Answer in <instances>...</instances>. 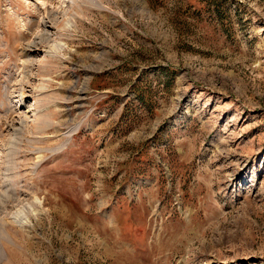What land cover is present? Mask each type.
I'll return each instance as SVG.
<instances>
[{
    "label": "rangeland",
    "instance_id": "obj_1",
    "mask_svg": "<svg viewBox=\"0 0 264 264\" xmlns=\"http://www.w3.org/2000/svg\"><path fill=\"white\" fill-rule=\"evenodd\" d=\"M0 264H264V0H0Z\"/></svg>",
    "mask_w": 264,
    "mask_h": 264
},
{
    "label": "bare ground",
    "instance_id": "obj_2",
    "mask_svg": "<svg viewBox=\"0 0 264 264\" xmlns=\"http://www.w3.org/2000/svg\"><path fill=\"white\" fill-rule=\"evenodd\" d=\"M6 34H7V32H6ZM8 35V34H7ZM6 35V36H7ZM31 45L30 44H27L24 48H23V51H22V53L23 54H25L26 56L28 55V54H30L31 52H32V46L30 47ZM35 46V45H34ZM35 48V47H34ZM13 52V51H12ZM29 63V62H28Z\"/></svg>",
    "mask_w": 264,
    "mask_h": 264
}]
</instances>
